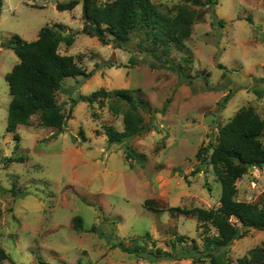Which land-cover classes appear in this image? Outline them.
Here are the masks:
<instances>
[{
    "label": "rangeland",
    "instance_id": "374dc122",
    "mask_svg": "<svg viewBox=\"0 0 264 264\" xmlns=\"http://www.w3.org/2000/svg\"><path fill=\"white\" fill-rule=\"evenodd\" d=\"M1 1L0 245L10 259L0 264H210L202 252L203 228L182 210L219 205L212 149L201 163L197 149L216 144L218 129L243 107H254L264 121V0L193 6L190 36L167 53L144 28L132 30L119 46L82 33V0L70 10L55 6L70 0ZM151 2L166 15L181 3ZM44 26L74 35L71 45L59 44L58 52L73 55L90 76L66 77L55 93L62 111L70 113L63 132L51 137L56 129L41 126L35 114L16 127L15 139L6 131L5 75L19 59L5 44L15 34L32 41ZM99 89H131L146 100L151 109L142 112L146 130L109 143L104 126L123 130L124 101L109 95L71 107L78 94ZM260 140L264 145V130ZM127 150L131 156H125ZM8 156L23 161L4 162ZM236 186L235 199L260 202L264 167H251ZM76 216L79 230L73 227ZM205 227L208 234L216 233L210 224ZM178 236L183 239L176 242V252L191 248L193 241L198 248L187 257L150 262V248L171 251L168 242ZM263 240L264 230L249 229L224 249L225 264H239ZM118 242L141 252H125Z\"/></svg>",
    "mask_w": 264,
    "mask_h": 264
},
{
    "label": "trees",
    "instance_id": "16d2710c",
    "mask_svg": "<svg viewBox=\"0 0 264 264\" xmlns=\"http://www.w3.org/2000/svg\"><path fill=\"white\" fill-rule=\"evenodd\" d=\"M78 2L79 0L65 3L57 1L55 6L58 10H70ZM180 2L173 15H166L158 11L151 0H107L102 4H97L94 0H82L84 25L81 32L94 34L103 44H108L111 40L115 46H119L129 39L132 30L144 28L150 41L161 46L163 52L167 53L171 45L183 47L184 41L190 36L195 14L193 6L206 3L211 5L213 1L180 0ZM1 6L0 0V14ZM73 41V34L64 35L44 26L40 28L38 37L32 41H26L15 34L5 44L19 59L5 75L10 96L6 131L12 132L15 139L19 137L15 132L16 127L28 124L30 116L35 114L38 115L41 126L56 129L51 137L63 132L70 113L65 114L62 111L56 102L55 93L62 88V80L66 77L90 76V73H86L76 63L73 55L58 52L61 42L69 46ZM109 95L127 104L122 112V131L116 130L112 125L104 126L103 132L109 143L126 142L146 130L142 112L150 113L151 109L148 102L140 95L132 94L131 89H118L112 92L99 89L89 95L78 94L71 99V107L79 101L91 104L99 97ZM109 107L113 112H118L116 106L111 104ZM263 130L264 121L254 107H243L218 129L216 144L209 141L207 145H201L195 153V157L201 163L203 156L212 149L209 161L220 183L218 206L182 210L184 213L194 215L199 226L203 228L202 252L210 257V264H225L224 249L233 240L243 237L249 229L264 230V190L260 202L237 200L234 197L237 181L251 167H264V145L260 140ZM127 155H132L129 150L125 153V156ZM22 161L21 156L4 158V162L9 163ZM206 224H210L216 233L208 234ZM73 227L76 230L81 228V219L78 216L74 218ZM182 239V236H178L176 241L168 242L171 251L158 247L150 248L147 252L150 255V262L187 257L189 251L198 248L193 241L191 248H182V251L176 252V242L180 243ZM117 246L125 252H141L139 246H127L122 242H118ZM4 259L10 257L0 245V261ZM239 264H264V240L261 245L252 248L248 256L240 258Z\"/></svg>",
    "mask_w": 264,
    "mask_h": 264
},
{
    "label": "water",
    "instance_id": "95a60500",
    "mask_svg": "<svg viewBox=\"0 0 264 264\" xmlns=\"http://www.w3.org/2000/svg\"><path fill=\"white\" fill-rule=\"evenodd\" d=\"M55 1V0H54Z\"/></svg>",
    "mask_w": 264,
    "mask_h": 264
}]
</instances>
